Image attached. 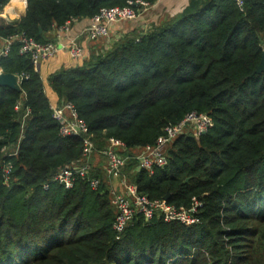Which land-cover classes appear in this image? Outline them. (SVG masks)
<instances>
[{"label":"trees","instance_id":"1","mask_svg":"<svg viewBox=\"0 0 264 264\" xmlns=\"http://www.w3.org/2000/svg\"><path fill=\"white\" fill-rule=\"evenodd\" d=\"M129 1L27 0L16 22L0 20V47L17 34L55 41L72 18L89 21ZM97 46L81 62L66 54L68 65L53 66V57L39 71L18 42L0 58L3 72L27 76L21 91L0 86V264H264V71L255 72L264 0H246L244 10L235 0H189L176 15ZM51 102H71L99 150L108 139L154 146L189 113L209 115L214 126L178 136L166 166L149 171L130 159L125 167L151 200L199 202L200 222L138 214L118 238L103 169L93 164L71 189L54 179L81 162L84 146L60 134Z\"/></svg>","mask_w":264,"mask_h":264},{"label":"built area","instance_id":"2","mask_svg":"<svg viewBox=\"0 0 264 264\" xmlns=\"http://www.w3.org/2000/svg\"><path fill=\"white\" fill-rule=\"evenodd\" d=\"M163 0L151 3L147 0H131L124 7L104 8L98 15L89 20L88 24L77 34L73 33L74 25L82 22L78 18H72L54 31L55 41L40 43L25 34H17L6 39L0 47V58L7 57L15 42L20 44V53L28 54L36 71L41 69L42 62L65 53L74 62H81L89 55L90 46L107 38L112 26L136 20L146 14ZM241 10H244L246 0H235ZM27 0H25V4ZM2 14L0 16H4ZM3 70L0 68V74ZM19 82L27 78L18 75ZM22 102H18V110ZM53 118L60 122V134L63 137H81L84 152L80 163H76L60 170L54 177L65 188L74 187L78 177H86L93 169L94 159L101 156L105 164L103 166L107 184L110 187L111 203L116 210L114 228L120 238L125 228L141 214L146 220L152 219L157 214L162 215L167 222L180 221L187 226L199 223L197 217L198 207L195 202L190 209L177 208L164 200H151L145 195L138 193L137 187L131 183L126 174L125 167L130 159H135L139 166L152 171L154 167H164L168 163V150L175 139L181 134L194 132L196 135L206 133L214 126L212 118L204 113H189L181 122L169 125L164 133L158 138L156 145L138 148H127L124 143L116 139H108L106 146L99 150L92 139L87 123L79 117L75 106L71 102H51ZM6 180L9 179L10 166L5 168ZM91 186L97 189L101 183L97 177L91 178ZM120 184L121 188L115 186Z\"/></svg>","mask_w":264,"mask_h":264},{"label":"crops","instance_id":"3","mask_svg":"<svg viewBox=\"0 0 264 264\" xmlns=\"http://www.w3.org/2000/svg\"><path fill=\"white\" fill-rule=\"evenodd\" d=\"M11 1V0H10ZM189 3V0H163L155 7L150 9L146 14L139 17L137 20L128 21L125 24H116L111 27L109 36L102 41V46H108L114 39L119 38L122 33L127 30H131L134 28L144 29L150 27L153 23H159L166 16H174L180 13ZM18 8V7H16ZM27 8V3L25 4V10L23 11V15H25ZM89 21H82L79 24L74 25L73 33L77 34L82 28H84ZM113 39V40H112ZM94 44V43H93ZM92 44V45H93ZM92 48L90 46L89 50ZM51 63L53 66L57 68L68 65L70 63V59L65 53L59 54L56 56ZM50 61H44L41 65L42 69H45L49 65ZM104 172V169H103Z\"/></svg>","mask_w":264,"mask_h":264},{"label":"rangeland","instance_id":"4","mask_svg":"<svg viewBox=\"0 0 264 264\" xmlns=\"http://www.w3.org/2000/svg\"><path fill=\"white\" fill-rule=\"evenodd\" d=\"M11 2H12V0H11V1L5 6V8L3 9V12H4L3 14H4V16H0V20H4V21H6L7 23H14V22H16V20L20 19V17L23 16V13H24L23 11L25 10V4H24V5H22V7L19 6V7H18L19 9H16V10H15L14 12H12V13H8V12H6V8L10 5ZM104 40H105V38H103V39H101L100 41L94 43L93 45H91L92 48H94L93 46H94L95 44H96V46H97V44H98L99 46H97L96 49L99 51L100 49H102V41H104ZM98 48H99V49H98ZM89 52H91V49L89 50ZM192 133H194V132L192 131ZM104 164H105V161H104V159L101 158V156H96V157H95V159H94V166H96L97 169H98V168L103 169ZM115 186L118 187V188H121L120 184H115Z\"/></svg>","mask_w":264,"mask_h":264},{"label":"water","instance_id":"5","mask_svg":"<svg viewBox=\"0 0 264 264\" xmlns=\"http://www.w3.org/2000/svg\"><path fill=\"white\" fill-rule=\"evenodd\" d=\"M2 14V10H0V15ZM264 71V51L262 54V60L260 62V65L258 66V68L256 69V73H261ZM0 86H4V87H10L14 90L17 91H21L22 90V86L21 83L19 82V76L17 74L14 73H5L2 72L0 74ZM169 196H167L166 198H168Z\"/></svg>","mask_w":264,"mask_h":264},{"label":"bare ground","instance_id":"6","mask_svg":"<svg viewBox=\"0 0 264 264\" xmlns=\"http://www.w3.org/2000/svg\"><path fill=\"white\" fill-rule=\"evenodd\" d=\"M16 9H18V8H16V6L14 5V3L11 2V4L9 5V8L6 9V12H8V13H12V12H14Z\"/></svg>","mask_w":264,"mask_h":264}]
</instances>
